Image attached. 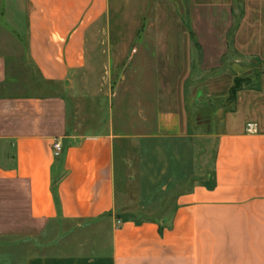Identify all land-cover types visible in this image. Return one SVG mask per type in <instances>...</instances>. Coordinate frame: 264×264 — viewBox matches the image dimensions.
<instances>
[{
    "label": "crops",
    "instance_id": "1",
    "mask_svg": "<svg viewBox=\"0 0 264 264\" xmlns=\"http://www.w3.org/2000/svg\"><path fill=\"white\" fill-rule=\"evenodd\" d=\"M12 244L0 264H264V0H0Z\"/></svg>",
    "mask_w": 264,
    "mask_h": 264
},
{
    "label": "rangeland",
    "instance_id": "2",
    "mask_svg": "<svg viewBox=\"0 0 264 264\" xmlns=\"http://www.w3.org/2000/svg\"><path fill=\"white\" fill-rule=\"evenodd\" d=\"M27 69V68H26ZM28 70V69H27ZM232 79V74H222L221 75V79H219V82L213 86H215V88H212V84L211 83H207L204 79L203 81L202 80H199L200 82V86L202 85H208L210 86L211 88H203V87H200L199 89V92H198V96L196 97L197 101L196 102H205L207 100V96L208 94H210L211 92H215V93H226L227 91V86L229 85V80ZM43 91V90H42ZM196 92V89L193 90V96H192V99L195 98L194 94ZM195 99V100H196ZM197 103V104H198ZM192 107L195 109V105H194V101L192 100ZM205 105H200L198 106L197 109H200L202 110L204 108ZM212 108L215 107V109L213 110H203L201 112H199V116H197V123L200 124V126L197 128V130H195V132L199 133V137H198V144H199V147L200 149L204 150V162L207 163L208 161H210V154L212 152V148H213V143H214V134H216L219 129H220V124H219V120L221 118V114H222V110L221 109H217L218 106H214V105H211ZM218 110V111H217ZM194 117V116H193ZM195 120V121H196ZM194 121V122H195ZM193 122V123H194ZM207 131H208V134H210L208 137L207 135ZM18 250H15L14 249V245H8L6 247H1L0 246V252L4 255H7V256H11L13 258V256H15V253L17 252ZM25 251H28V250H23V252L25 253Z\"/></svg>",
    "mask_w": 264,
    "mask_h": 264
},
{
    "label": "built area",
    "instance_id": "3",
    "mask_svg": "<svg viewBox=\"0 0 264 264\" xmlns=\"http://www.w3.org/2000/svg\"><path fill=\"white\" fill-rule=\"evenodd\" d=\"M248 125H250V124H248ZM52 150H53V154L55 156L60 155L61 150H62V144H61L60 140H57L56 139V140L53 141V143H52Z\"/></svg>",
    "mask_w": 264,
    "mask_h": 264
}]
</instances>
